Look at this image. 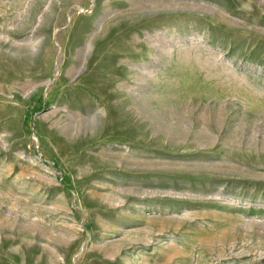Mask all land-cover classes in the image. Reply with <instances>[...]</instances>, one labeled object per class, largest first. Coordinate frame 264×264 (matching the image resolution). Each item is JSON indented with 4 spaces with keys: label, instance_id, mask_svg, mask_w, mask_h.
<instances>
[{
    "label": "rangeland",
    "instance_id": "rangeland-1",
    "mask_svg": "<svg viewBox=\"0 0 264 264\" xmlns=\"http://www.w3.org/2000/svg\"><path fill=\"white\" fill-rule=\"evenodd\" d=\"M0 264H264V0H0Z\"/></svg>",
    "mask_w": 264,
    "mask_h": 264
}]
</instances>
